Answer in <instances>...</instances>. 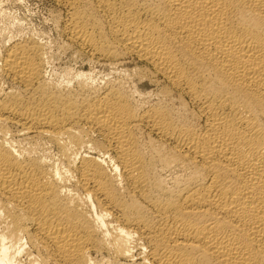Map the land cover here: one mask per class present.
<instances>
[{"label": "bare ground", "instance_id": "bare-ground-1", "mask_svg": "<svg viewBox=\"0 0 264 264\" xmlns=\"http://www.w3.org/2000/svg\"><path fill=\"white\" fill-rule=\"evenodd\" d=\"M55 1L173 91L65 92L41 45L1 46L0 264H264V0Z\"/></svg>", "mask_w": 264, "mask_h": 264}, {"label": "rangeland", "instance_id": "rangeland-1", "mask_svg": "<svg viewBox=\"0 0 264 264\" xmlns=\"http://www.w3.org/2000/svg\"><path fill=\"white\" fill-rule=\"evenodd\" d=\"M65 10L55 0H0V47L20 40H32L41 45L44 55V78L53 85L58 86L61 84L59 88L64 89L65 92L78 89L76 86L77 80L74 81L77 72L89 74L90 78L86 79L96 88L104 86L106 82L112 81L114 83L115 81L114 84L123 86L125 90L127 89V92L129 90L128 93L132 92L130 93L132 94L131 97L138 104H141V102L155 103L162 98L164 94L162 90L164 89L171 92L172 88L166 84L167 82L160 75H157L148 63L140 60L136 55L127 53L122 54V57L120 54L113 59L110 57L97 58V56H93L89 51L73 42L69 38L66 27H64L66 21ZM153 72L156 74L152 75ZM4 83L8 82H1L2 86H5V90H8L7 88L12 90V86L9 87L10 83L7 86ZM162 87L164 88L162 89ZM177 105H179V102ZM42 142L41 146L48 148L45 149L46 152L51 151V155L54 156L56 153L55 148L46 140H42Z\"/></svg>", "mask_w": 264, "mask_h": 264}]
</instances>
